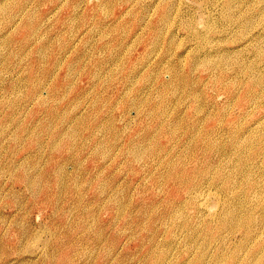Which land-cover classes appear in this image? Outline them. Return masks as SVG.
Listing matches in <instances>:
<instances>
[{
  "label": "rangeland",
  "instance_id": "rangeland-1",
  "mask_svg": "<svg viewBox=\"0 0 264 264\" xmlns=\"http://www.w3.org/2000/svg\"><path fill=\"white\" fill-rule=\"evenodd\" d=\"M0 264H264V0H0Z\"/></svg>",
  "mask_w": 264,
  "mask_h": 264
},
{
  "label": "bare ground",
  "instance_id": "bare-ground-1",
  "mask_svg": "<svg viewBox=\"0 0 264 264\" xmlns=\"http://www.w3.org/2000/svg\"><path fill=\"white\" fill-rule=\"evenodd\" d=\"M28 1H29V0H28ZM229 1H230V0H229ZM234 1H235V0H234ZM231 2H232V1H231ZM225 3H226V1H225ZM244 4H245V2H244ZM229 5H230V3H229ZM229 5H228V7H229ZM233 6H234V5H233ZM225 7H226V6H225ZM230 7H231V6H230ZM242 7H243V6H242ZM227 10H228V9H227ZM229 10H230V9H229ZM231 10H233V9L231 8ZM24 14H25V13H24ZM238 20H239V19H238ZM243 22H244V21H243ZM241 23H242V22H241ZM44 84H45V83H44ZM42 86H43V85H42ZM43 87H44V86H43ZM40 89H41V88H40ZM42 98H43V97H42ZM229 209H230V208H229ZM239 209H240V207H239ZM234 210H235V209H234ZM234 210H233V212H234ZM235 212H236V210H235ZM235 212H234V213H235ZM226 214H227V215H231V214H232V210L230 209L229 211L226 212ZM240 214H243V213H240ZM225 216H226V215H225ZM233 216H234V217L238 216V215H237V212H236ZM240 216H241V215H240ZM246 219H247V218H246ZM256 222H257V221H256ZM238 223H239V222H238ZM254 224H257V223H254ZM259 224H260V223H259ZM252 226H253V225H252ZM244 227L246 228V226H244ZM245 228H244V229H245ZM49 254H50V253H49Z\"/></svg>",
  "mask_w": 264,
  "mask_h": 264
}]
</instances>
